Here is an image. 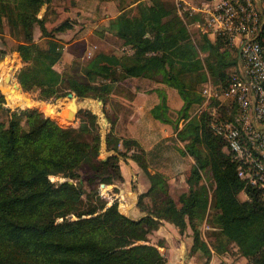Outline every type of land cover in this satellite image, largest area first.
I'll list each match as a JSON object with an SVG mask.
<instances>
[{
	"label": "trees",
	"instance_id": "1",
	"mask_svg": "<svg viewBox=\"0 0 264 264\" xmlns=\"http://www.w3.org/2000/svg\"><path fill=\"white\" fill-rule=\"evenodd\" d=\"M52 1L0 0V31L8 23L24 37L17 47V60L8 61L2 71L1 76H5L10 86L6 92L8 101L12 105L18 101L29 104L27 97L16 89L21 92L20 85H10L22 59L26 67L19 79L24 90L28 93L42 90L45 99L59 100L73 94L107 105L117 85L126 80L142 78L163 83L179 92L184 106L172 113L162 93L151 115L174 128L178 142L184 146L181 153L194 163L189 167L188 191L176 201L169 193L166 174L149 172L150 154L136 140L117 135L118 120L107 110L104 112L110 128L104 147L110 155L101 159L103 139L95 116L90 144L84 137L87 127L64 130L71 123L63 119H69L77 104H69L72 99L58 104L62 119L42 112L49 118L46 120L42 113L29 110L14 111L12 120L5 121L2 114L11 113L12 109L0 107V264H167L159 248L135 245L158 232L164 221L173 224L181 234L188 229L192 232L189 253L192 256L199 253L204 264H209L211 251L223 255L232 243L251 264H264L261 194L238 177L239 164L233 160L226 142L208 128L211 119L232 120L236 111L218 107L213 101L198 114L205 102L197 90L203 75L207 73L223 89L237 73L238 53L230 41L224 36L210 40L200 34L194 43L187 26L195 20L202 23V17L185 14V22L174 5L150 0L124 10L109 25V31L130 47L133 55L98 52L90 59L84 55V61L77 58L70 67L61 70L65 46L56 34L66 33L72 25L67 20L53 29L47 26ZM44 6H48L45 15L39 18ZM37 26L47 41L46 47L35 41ZM0 99L9 106L5 96ZM31 101L40 103L32 98ZM86 104L98 111L97 104ZM38 106L48 115L58 113L57 108L51 110L53 105ZM182 122L184 126L180 129ZM129 159L146 171L151 181L150 190L140 196L139 205L146 197L155 198L153 206L143 210L146 215L131 219L120 212L117 203L102 213L85 208V198L89 196L83 190L97 192L98 187L79 180L101 186L111 184L116 176L123 181L120 170ZM205 171L212 180L211 204L208 190L201 183ZM52 176L75 184L65 180L53 185ZM241 194L246 199L240 200ZM209 209L213 212L206 219ZM71 216L77 220L70 221ZM205 219L214 233L212 247L200 236L199 225Z\"/></svg>",
	"mask_w": 264,
	"mask_h": 264
},
{
	"label": "rangeland",
	"instance_id": "2",
	"mask_svg": "<svg viewBox=\"0 0 264 264\" xmlns=\"http://www.w3.org/2000/svg\"><path fill=\"white\" fill-rule=\"evenodd\" d=\"M57 2L59 3V6H58L59 8L56 9V12H54V14H49L46 20H47V26H49V28H52V29L60 25L64 21L68 20L70 22V24L72 25L71 27L72 29L69 30L70 32L67 33V36L65 39L59 38V36H62V34H58V35L56 34V37L58 38V40L62 42L63 45L71 44L74 40L78 39V37L84 36L87 34V32L91 31L92 29H95L94 32L90 34L91 36L90 45L96 46V47H93V51L95 53L103 52L107 54H114L117 56H130V51H127L128 50L127 48L130 49V47L125 46L121 39H119L115 34L109 31L108 22L104 23L102 21L104 18V15L106 14V11L103 12L101 10H97V11L92 10L91 15L84 16L82 12H79V9H77L76 7H71L70 10L69 9L67 10L68 7L65 5L64 1L58 0ZM45 8L46 7L44 6L41 11V14L39 15L40 16L39 18H42L45 15V12L47 10V8L46 9ZM99 15L101 19L99 21H96L98 20V18H100ZM34 38H35V41L42 47L47 46L46 44L47 41L45 38H42V34L38 26L34 29ZM22 41H24L23 35L17 29H12L8 25V23H5L3 30L0 31V77L2 73V66L6 64L8 61L11 62V60H17L15 57V55L19 53L17 51V47L22 43ZM73 50H76L75 51L76 54L78 56H81V53L83 54L85 47L83 44L80 43L76 45V47H73L72 51ZM78 59L83 60L82 57L81 58L78 57ZM18 63L19 64L17 66V70L19 69V72L17 73L16 77L13 74L14 77L12 76V79L10 80V85L15 87V86H18L17 85L18 83L21 87L22 92H20L18 87L16 89L21 95L23 96L29 95L34 101L40 102V103L32 102V104L36 106V108L41 110L39 111L35 109L36 111L40 113L43 112L47 116H52V115L46 114L40 108V106H38V104L39 105H42V104L53 105L51 110L55 111L56 108H60L58 106L59 103H57L60 99L59 100L45 99L44 96L42 95V90L36 91L34 93L26 92L24 90L22 82L19 79V75L21 71L26 67V64L23 61V59L21 63L20 61H18ZM71 65L61 66V70H63L64 68H68ZM134 82L138 84L143 81L140 80V81H134ZM126 84L123 85L120 83L116 87L113 94L107 99V105L103 101H99V100H95L91 98H80L74 95L78 102H81V103H85V102L93 103L94 102L95 104H97L98 111L94 112L92 109H90L91 108L90 106L89 107L87 106V108L82 107L78 109L75 113L76 120H74L75 117L73 118L72 115L69 116L68 120H63L64 122L71 123V125H69L67 129H64V130H68L71 128L80 130L82 127H87L88 132L85 133L84 137L86 138L85 139L86 142L89 144L92 142L93 137H94V130H95V128L93 127L94 122L97 121L99 128H100V133L103 139L102 140L103 150L101 154V159H105L110 155L109 153L105 152L106 148L104 147V144L106 143L105 142L106 135L108 134V131L110 128L108 118L105 115L106 113L104 112V110H107V112H109V114L113 115L114 117H117V115H122L125 118H128L131 115L133 117L136 116L135 112L137 109V104L139 102H137L135 95H132V93H130V91L126 89ZM150 84L153 85L151 82ZM148 86L146 85L144 88L148 89ZM201 88L202 86L200 88L198 87L197 89L198 93L201 91ZM2 96L3 95L0 92V98ZM65 99H68V98L67 97L62 98V100H65ZM213 101H215L219 105L218 100H210L208 102L210 103ZM98 102H102L103 104L100 105ZM205 102H206V99H205ZM3 104H5V100L0 99V107L6 110L9 109L8 107L3 106ZM22 105H26L25 102H23ZM202 109L204 110V108L202 107L199 110V114L202 112ZM10 111L12 112L11 113L6 112L2 114V117L5 121H11L13 116L16 114L14 113L13 110H10ZM92 116H95L97 120L95 121ZM143 118L147 119V116L143 115ZM45 119L47 120L48 118L45 116ZM117 129H118V125L116 127V132H117ZM169 146L171 148L167 150L166 152H164L165 154L163 155V161L161 162L157 160L152 161L150 159L151 163H150L148 170L151 174L160 173V172L166 174V177L169 183V186H168L169 193L177 201L182 194L187 193L188 191L187 177L189 175V167L191 164L194 163V161L191 157L185 156L181 153L182 148H184V146L183 144L181 145L180 142L178 141L173 142ZM140 171L144 179V182H150L149 181L150 179L146 171L141 170V169ZM121 172H122V169L120 170V173ZM134 172L135 170L132 171V177H130L129 182H126L123 172H122L121 175H123V178H124L123 181H120L119 177L116 176L111 184H104L106 186H101V184L99 185L96 183H90L89 181H85L84 179L79 180L81 182H84L86 185L92 184L94 186H97L99 190V191L97 190V192L95 191L87 192L83 190V192L87 193L89 196V199L85 198L86 200L85 202L87 204L84 207L85 208L91 207V208L96 209L99 213H102L106 211L108 208H110L111 206H113L115 203H117L119 206V209L122 210V213L131 219L138 217V216L133 217V215L131 214L132 210L134 209L135 210L137 209L139 212V215H142V217L145 216L146 213H143V210H147L151 208L153 206L152 200L155 198L152 196L146 197L144 198L143 203L139 205L140 196H142L143 194H146L150 190L151 185L147 184L148 185L147 186V185L142 184L141 179L134 180ZM65 180L69 182L71 181L63 177H58V178L53 177V176L51 177V181L53 185L63 184L64 183L63 181ZM201 183L208 190L210 204H211L213 188H212V180H211L209 172L205 171L202 173ZM74 186L80 189L79 186L77 185H74ZM132 195H134V197H132ZM239 198L240 200L246 199V196L244 194H241ZM131 202H133L132 209L129 208ZM212 212H213L212 209H209L207 211L206 218H208L212 214ZM68 219L70 221H75L77 220V217L71 216ZM207 226L208 224L206 221H203L199 225L200 236L204 241H206L209 244L210 247H212L211 242L214 239V235H213L214 233ZM186 233H187L188 239L187 238L185 239L184 237L180 239V237L176 234H169L167 235V237H165L164 235H161V234H158V232H155L149 235L145 241L135 242V245L148 244L151 246H155L157 248H162L166 246V243L168 242V240H170V242L172 243L174 247L179 246L181 242H188V244H190L189 240L192 241V238H191L192 232L188 229ZM227 251L228 253H231L232 249L228 246ZM190 255L191 254L189 253V256ZM193 257L196 260H198V264H204V259L199 253H197Z\"/></svg>",
	"mask_w": 264,
	"mask_h": 264
},
{
	"label": "built area",
	"instance_id": "3",
	"mask_svg": "<svg viewBox=\"0 0 264 264\" xmlns=\"http://www.w3.org/2000/svg\"><path fill=\"white\" fill-rule=\"evenodd\" d=\"M196 11L201 33L226 37L239 56V69L225 88L207 83L201 89L206 102L229 101L236 111L232 120L211 119L208 128L226 142L239 164L238 177L264 202V0H209Z\"/></svg>",
	"mask_w": 264,
	"mask_h": 264
},
{
	"label": "crops",
	"instance_id": "4",
	"mask_svg": "<svg viewBox=\"0 0 264 264\" xmlns=\"http://www.w3.org/2000/svg\"><path fill=\"white\" fill-rule=\"evenodd\" d=\"M57 1L58 0L52 1L48 9L49 14H54V12H56V9L59 8L58 7L59 3ZM62 1H64L65 5L68 7L67 10L68 9L70 10L71 7H76L77 9H79V12H82L84 16L91 15L92 10L94 11L101 10L103 12L106 11L107 15L106 14L104 15V18L102 21L104 23L108 22L109 25H110V22L116 19L118 16H120L124 10L135 8L140 2H148V3L151 2L150 0H62ZM164 1H166L167 3L171 5H174L176 7L177 15H179L185 22H187V19L185 18V14H188L189 17L194 16V15L201 17V14H199V12L196 11V9L200 7L203 2L209 1V0H164ZM47 7L48 6H46V8ZM100 19L101 17L98 18V20L96 21H99ZM197 23L198 22H196L195 20L192 23V25L187 24L188 31L190 33L192 41L196 43L198 39H200V34L207 37L210 40H214V36H207V35L202 34L199 28L197 27ZM94 30L95 29H92L91 31L87 32L86 35L78 37V39L74 40L71 44H67V45L64 44L65 50H64V57L62 60V66L71 65L72 62H74V60H76L78 57L83 58L84 55H87V59H90L94 55L95 52L93 51V47H96V46L90 45L91 43L90 34L93 33ZM69 32L70 31L62 34V36H59V38L65 39L67 36V33ZM80 43L84 45L85 50L83 54L81 53V56H78L75 52L76 50L72 51V49L73 47H76V45ZM233 47L237 50V53H238L237 46H233ZM89 53H92L91 57L89 56ZM133 53L134 51L130 48V56L133 55ZM3 68H4V65L2 66V71H3ZM238 69H239V56L237 60V71ZM203 76H204L203 80L201 84L198 86L199 88L201 86L203 88L207 83H210L212 85L214 84L219 85V84L213 83L207 73H205ZM140 80L143 82H140L138 84L134 82V81H140ZM150 82L153 85H151ZM121 84L123 85L126 84V89L129 90L130 93H132V95H135L137 102H139L140 104L139 103L137 104V109L135 112L136 116L134 117L131 115L130 117L125 118L122 115H117L116 117L118 120V123H117L118 134L117 135L120 138H125L128 140L133 139L139 142L140 145L143 147V149L150 154L149 160L150 159L152 161L157 160L160 162L163 161V155L165 154L164 152H166L167 150L171 148L169 145L173 143L172 140L175 139L176 141H178L177 133L171 125L163 124L155 120L151 115V110L160 103L161 101L160 95L164 93L167 97V104L169 108L171 109L172 113L176 114V112L181 111V109L184 106V101L182 97L180 96L179 92L176 89L166 84H163V83L159 84L156 81L149 80V79H142V78L129 79ZM146 85L147 86L149 85L148 89L144 88ZM0 86L2 87V90L4 91V96L9 105L10 102L7 99L6 92H8V90L10 89V86H8L5 76L0 77ZM199 94L201 95V91L199 92ZM218 101H219L218 107L234 109L229 101H225V100H218ZM73 102H77L75 111L72 112V117L74 118L76 111L82 107L87 108V104L86 102L85 103L78 102L77 99H72L71 103ZM208 103L204 102L202 107L206 108ZM91 104L93 106H96L94 102L93 103L91 102ZM67 108H65L62 112L64 113L67 110ZM57 111L58 113L52 116H59L60 115L59 108H57ZM198 114H199V111H198ZM143 115H146L147 119H144ZM183 126L184 124L182 122L180 125V129L183 128ZM139 168L140 167L138 166V164H136L134 161L130 159L127 160L126 163L122 164V172H123L126 182L130 181V177H132V171L135 170L134 180L141 179L142 184L151 185L150 180H149L150 182H144L142 174L140 173L141 172L140 169L141 170L143 169L142 168L139 169ZM132 197H134V195H132ZM132 207H133V202L130 203L129 208L132 209ZM131 214L133 215V217L138 216L137 218H133L135 220L140 219L142 217V215H139V212L137 209L132 210ZM206 219L204 221H206ZM207 227L209 228V226ZM158 234L164 235L165 237H167V235L169 234H176L180 237V239H182L183 237L185 239L186 238L188 239L187 233L181 234L179 230L173 224L169 222H165V221L162 223V226L158 230ZM189 242L190 244H188V242H181L179 246L174 247L172 243L170 242V240H168L165 247L159 248L161 252L165 254L166 259H167V264H198V260H196L192 255L189 256V251L192 245V241L189 240ZM229 247L232 249L231 253H228L227 251L223 255H216L214 254L213 251H211L212 256H211L209 264H251L247 259L241 256L238 248L233 243Z\"/></svg>",
	"mask_w": 264,
	"mask_h": 264
},
{
	"label": "water",
	"instance_id": "5",
	"mask_svg": "<svg viewBox=\"0 0 264 264\" xmlns=\"http://www.w3.org/2000/svg\"><path fill=\"white\" fill-rule=\"evenodd\" d=\"M8 81L10 80V78L7 79ZM0 92L2 93V95L4 96V91L2 90V87L0 86ZM22 92V90H21ZM26 97H30L29 95H25ZM75 96L73 94H70L67 98H74ZM100 105H102V102H98ZM3 106L8 107L10 109H12L13 111L17 112V113H21V112H26L29 110H35L36 108L34 107H28L27 105H22V103L18 101L17 104L15 105H11V106H6L5 104H3ZM48 118V117H47ZM49 119V118H48ZM74 120H76V117L74 118ZM105 186V185H102ZM76 187V186H75ZM120 212L122 213V210L120 209Z\"/></svg>",
	"mask_w": 264,
	"mask_h": 264
},
{
	"label": "bare ground",
	"instance_id": "6",
	"mask_svg": "<svg viewBox=\"0 0 264 264\" xmlns=\"http://www.w3.org/2000/svg\"><path fill=\"white\" fill-rule=\"evenodd\" d=\"M27 99H28V101H29V104H28V105L26 104L28 107H36V106H34V105L32 104V101H31V98H30V97H27ZM70 99H73V98H70ZM62 101H64V100L60 99L57 103H60V102H62ZM11 105H12V104H10V106H11ZM53 117L61 118L60 116H53ZM69 184L73 185L74 182H73V181H70Z\"/></svg>",
	"mask_w": 264,
	"mask_h": 264
}]
</instances>
